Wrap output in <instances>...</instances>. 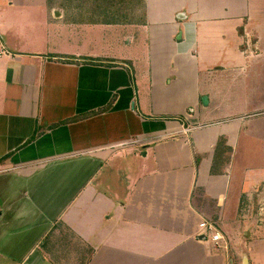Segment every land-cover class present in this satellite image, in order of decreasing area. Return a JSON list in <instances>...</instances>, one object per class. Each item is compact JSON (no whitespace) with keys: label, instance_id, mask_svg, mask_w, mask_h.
<instances>
[{"label":"crops","instance_id":"1","mask_svg":"<svg viewBox=\"0 0 264 264\" xmlns=\"http://www.w3.org/2000/svg\"><path fill=\"white\" fill-rule=\"evenodd\" d=\"M27 1L7 0L64 15ZM144 3L145 24L128 25L148 49L141 92L124 60L65 64L0 38V264H264V241L226 250L198 233L229 196L217 144L233 148L202 123L230 84L264 81V0Z\"/></svg>","mask_w":264,"mask_h":264},{"label":"rangeland","instance_id":"2","mask_svg":"<svg viewBox=\"0 0 264 264\" xmlns=\"http://www.w3.org/2000/svg\"><path fill=\"white\" fill-rule=\"evenodd\" d=\"M41 1L30 0L31 3ZM46 1L55 4L65 14H71L74 7L77 10H82L80 7H83L84 12L95 9L99 5L96 0ZM29 6L9 7L7 0H0V18L5 23L12 22L7 28L8 32L6 29H0V38L7 39L8 43L12 41V44L17 41L16 44H21L20 46L23 45L22 43L31 42L27 48L32 51L37 49L45 56H53L55 52L60 51L62 54L57 57L65 64H74L66 62L70 58L67 54L73 55L76 52L91 56L90 61L109 57L124 60L129 67L128 80L132 85L135 83L140 92V85L145 87L148 82V49L143 46L144 36L140 35L138 27L118 25L112 28V26L85 25L76 22L74 16L62 14L58 19L54 17V11L52 17L56 19L49 21L47 8L50 7L47 4L40 6L30 4ZM24 23L29 27L26 28L23 25L22 30L20 25ZM12 26L14 30L11 29ZM127 38L131 39L129 44H127ZM40 40H42L41 43ZM107 42L109 47L106 45ZM54 63L60 62L54 61ZM224 91L230 97L219 99L220 112L215 114V117L204 120L202 124H206L204 127L207 129L223 127L225 134H228L232 140V152L228 150L224 153L228 155L225 159L228 157L230 159L229 196L216 228L223 237V241L219 244L227 245L226 250H235V248L243 249L250 240L264 241V81L257 78L248 85L246 82L238 81L230 84ZM235 119H240L244 125H238L234 122ZM218 122L220 124H216ZM250 125L251 129L248 130L247 127ZM237 127L240 130L239 134L230 135V131H235ZM237 187L242 190H238ZM253 187H255L254 190H252ZM238 191L243 192L237 194ZM251 196L253 199H250ZM247 232L249 237L246 236ZM210 236V233H207V242H210ZM222 249L223 252L226 251L225 248L221 247L220 250Z\"/></svg>","mask_w":264,"mask_h":264},{"label":"trees","instance_id":"3","mask_svg":"<svg viewBox=\"0 0 264 264\" xmlns=\"http://www.w3.org/2000/svg\"><path fill=\"white\" fill-rule=\"evenodd\" d=\"M144 1L145 0H96L99 5H97V8L95 9H89L83 12V7H80L82 10H77L76 7H74V9L71 10V14H64L65 16H74L76 22L82 24L144 25ZM64 8L67 9L68 7ZM217 146L226 152V148L223 147V139H220ZM215 156L217 157V153ZM216 165L217 160H214L212 172L215 171Z\"/></svg>","mask_w":264,"mask_h":264},{"label":"built area","instance_id":"4","mask_svg":"<svg viewBox=\"0 0 264 264\" xmlns=\"http://www.w3.org/2000/svg\"><path fill=\"white\" fill-rule=\"evenodd\" d=\"M198 233L207 237V233H210V241L214 243L217 248V244L223 241L222 235L217 230L214 222L212 221H202L198 224Z\"/></svg>","mask_w":264,"mask_h":264},{"label":"water","instance_id":"5","mask_svg":"<svg viewBox=\"0 0 264 264\" xmlns=\"http://www.w3.org/2000/svg\"><path fill=\"white\" fill-rule=\"evenodd\" d=\"M55 15L57 16L58 15V13L55 11ZM181 15H183V13H180L179 14V17L181 16ZM203 101V103H204V100H202ZM205 104V103H204ZM203 239V238H202Z\"/></svg>","mask_w":264,"mask_h":264}]
</instances>
